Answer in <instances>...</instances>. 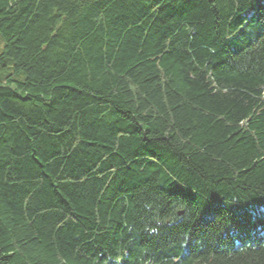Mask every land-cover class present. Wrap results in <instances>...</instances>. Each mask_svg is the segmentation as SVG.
Masks as SVG:
<instances>
[{
	"label": "trees",
	"instance_id": "obj_1",
	"mask_svg": "<svg viewBox=\"0 0 264 264\" xmlns=\"http://www.w3.org/2000/svg\"><path fill=\"white\" fill-rule=\"evenodd\" d=\"M0 264H264V0H0Z\"/></svg>",
	"mask_w": 264,
	"mask_h": 264
}]
</instances>
